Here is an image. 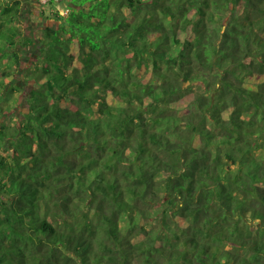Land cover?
I'll use <instances>...</instances> for the list:
<instances>
[{
    "label": "trees",
    "instance_id": "16d2710c",
    "mask_svg": "<svg viewBox=\"0 0 264 264\" xmlns=\"http://www.w3.org/2000/svg\"><path fill=\"white\" fill-rule=\"evenodd\" d=\"M26 2L0 0V264H264V0Z\"/></svg>",
    "mask_w": 264,
    "mask_h": 264
},
{
    "label": "rangeland",
    "instance_id": "374dc122",
    "mask_svg": "<svg viewBox=\"0 0 264 264\" xmlns=\"http://www.w3.org/2000/svg\"><path fill=\"white\" fill-rule=\"evenodd\" d=\"M27 6L26 7H29V11H31V16H30V24H32L34 27L35 26H40V25H43L44 23L45 24H49V25H57V22H55V20H52V19H47L46 17L48 16H51V13L54 11V10H60L62 11L63 8H64V3H61V2H58V3H55L54 5H45V4H38L35 2V0H27ZM41 5H44L43 8L46 10L44 15H41L40 14V11L39 9H41L40 7H42ZM30 53L32 52H28L26 53L27 55H30ZM19 106L17 108V110H21L22 112L24 111V105L23 103H21V101H19ZM186 104H184L183 102L180 103V108L184 107ZM17 116V113H15L13 115V118H9V121H13L14 118H16Z\"/></svg>",
    "mask_w": 264,
    "mask_h": 264
},
{
    "label": "built area",
    "instance_id": "2783aa9c",
    "mask_svg": "<svg viewBox=\"0 0 264 264\" xmlns=\"http://www.w3.org/2000/svg\"><path fill=\"white\" fill-rule=\"evenodd\" d=\"M37 1H39L41 4H45V3H47L49 0H37ZM61 13H62L63 15H66V14H67V11H66V10H62Z\"/></svg>",
    "mask_w": 264,
    "mask_h": 264
}]
</instances>
